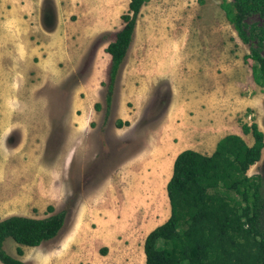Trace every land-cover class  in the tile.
<instances>
[{"label":"rangeland","instance_id":"obj_1","mask_svg":"<svg viewBox=\"0 0 264 264\" xmlns=\"http://www.w3.org/2000/svg\"><path fill=\"white\" fill-rule=\"evenodd\" d=\"M30 1L35 21L23 41L31 37L41 49L24 55L19 72H11L14 94L0 89V135L8 133L15 147L11 158L1 151L0 161H15L23 176L0 178V220L61 211L67 218L54 240L28 247L8 239L5 249L24 264H146L144 242L161 223L157 205H164L166 220L171 216L167 189L150 184L147 195L133 187L143 203L128 211L123 199L131 180L103 179L117 175V163L142 148V134L165 120L180 127L170 135L177 145L185 142L184 149L206 140V130L215 140L242 133L252 145V134L242 128L256 124L264 132V86L244 57L252 49L264 57V18L247 19L251 41L244 43L221 7L234 0H149L108 105L106 48L124 27L130 0ZM88 86L96 95L87 115ZM119 120L129 125L119 128ZM117 129L125 135L116 138ZM136 130L142 134L135 136ZM255 174L264 177V150L248 171ZM161 189L167 194L155 200Z\"/></svg>","mask_w":264,"mask_h":264},{"label":"trees","instance_id":"obj_2","mask_svg":"<svg viewBox=\"0 0 264 264\" xmlns=\"http://www.w3.org/2000/svg\"><path fill=\"white\" fill-rule=\"evenodd\" d=\"M148 1L130 0L128 12L122 15L124 27L106 48L111 55L108 105L138 16ZM221 7L242 41L250 43L246 21L255 14L264 18V0L225 1ZM244 61L252 66L257 84L264 86V57L259 50L252 49ZM126 125L117 122L119 128ZM242 130L252 134L251 146L240 135L230 134L218 142L212 155L192 149L178 155L167 185L171 216L147 236L146 264H264V177L248 175L262 158L264 132L256 124H244ZM66 218L67 212L61 211L46 218L15 215L0 220V261L24 264L7 252L5 242L13 239L21 246L38 247L58 237ZM18 253L23 255V249Z\"/></svg>","mask_w":264,"mask_h":264},{"label":"crops","instance_id":"obj_3","mask_svg":"<svg viewBox=\"0 0 264 264\" xmlns=\"http://www.w3.org/2000/svg\"><path fill=\"white\" fill-rule=\"evenodd\" d=\"M32 4L30 0H0V89H7L8 96L14 94L12 90L15 89L16 85L14 84V76H10V74L14 72L15 75V73L19 72L17 67L19 64H22L20 59L27 54L36 55L41 49L36 42H33L31 37L29 40L26 37L24 38L25 41H23V32L28 31L32 33L31 23L35 21V17L29 12L30 8H35L34 6L31 7ZM37 4L41 5V2ZM37 4L35 5L38 6ZM38 8L41 9L42 6H38ZM86 91L88 92V115L92 112L90 102L95 97L96 90L88 86L86 87ZM176 125L177 124L173 122H169V120H165L161 126L154 128L151 133L146 132L144 135L140 130H136L134 132L135 136L137 134H142L145 137V139H142V141L144 140L142 148L137 149V151L128 155L126 159H122L117 163V175L112 176V173L110 177L103 179L131 180L129 184H131L132 188L131 190L128 189L130 190V194L126 195L125 193L124 196L126 199H123V201L126 200L123 206H125L128 211H133L136 206H141V203H143L133 196V187L135 188L137 186V190L138 186H140L141 190L140 192L137 190V192L143 193L145 189L147 195L150 193V184L156 185L158 183L160 186L164 185V188L167 189V185L173 176L176 158L181 152L192 149L203 155L209 156L215 152L217 144L221 140H215V137H212V133H214L213 130L210 132L206 130L204 137L206 138L207 136V138L203 140L205 142H194L192 144L194 147L184 149L182 146L185 145V142H181L177 145L175 144L174 137L170 135L173 129L174 135L176 134L175 131H179L180 133L181 129ZM131 129L134 128L132 127ZM113 131L116 132V138L120 137V135L122 137L125 135L119 134L120 131L118 129ZM127 131L130 132L131 130ZM79 133L75 136H80ZM237 135L242 136V133H237ZM186 136L187 133L185 134V137ZM71 140L69 142V152L72 150ZM249 145L251 146V144ZM14 148L15 147L10 144L8 133L0 135V152L10 151L7 154L11 158V152H15ZM17 165L18 163L13 160L0 161V178L3 179L4 177V180H23V176L19 169L21 166ZM144 187H147V189ZM166 189L158 190L159 195H162L163 198L165 194H167ZM156 215L157 219L159 218L161 221L159 226L167 221L168 214L164 206L162 209L158 207Z\"/></svg>","mask_w":264,"mask_h":264},{"label":"bare ground","instance_id":"obj_4","mask_svg":"<svg viewBox=\"0 0 264 264\" xmlns=\"http://www.w3.org/2000/svg\"><path fill=\"white\" fill-rule=\"evenodd\" d=\"M163 171H164V170H163ZM165 171H166V170H165ZM159 177H160V176H159ZM157 185H158V184H157ZM158 188H161V187H158ZM155 192H156V191H155ZM155 192H153V193H155ZM153 195H154V197H155V200L158 199V195H159L158 193L153 194ZM140 196H141V195H140ZM137 197H138V196H137ZM143 197H144V196H143ZM143 197H142V198H143ZM144 198H145V197H144ZM144 198H143V199H144ZM146 198H147V197H146ZM143 199H142V200H143ZM151 199H152V198H151ZM144 201H145V199H144ZM154 202H155V201H154ZM161 204H162V203H161ZM161 204H160V205H161ZM160 205H158V206L160 207ZM163 206H164V205H163ZM96 211H97V210H96ZM164 213H165V212H164Z\"/></svg>","mask_w":264,"mask_h":264}]
</instances>
